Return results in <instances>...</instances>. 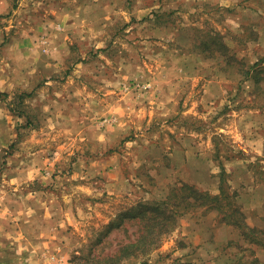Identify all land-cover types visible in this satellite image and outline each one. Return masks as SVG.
<instances>
[{"label":"rangeland","instance_id":"obj_1","mask_svg":"<svg viewBox=\"0 0 264 264\" xmlns=\"http://www.w3.org/2000/svg\"><path fill=\"white\" fill-rule=\"evenodd\" d=\"M79 5L107 17L74 36L59 15ZM254 64L264 74V0H0V76L16 77L0 86V264L114 255L138 236L141 201L184 182L217 193L222 167L248 224L264 226V94L240 71ZM34 169L14 191L12 172ZM31 192L33 221L10 208ZM204 209L117 264L264 261Z\"/></svg>","mask_w":264,"mask_h":264},{"label":"trees","instance_id":"obj_2","mask_svg":"<svg viewBox=\"0 0 264 264\" xmlns=\"http://www.w3.org/2000/svg\"><path fill=\"white\" fill-rule=\"evenodd\" d=\"M257 64L240 71L245 78H252L255 89L264 94V74ZM225 170L222 167L219 173L218 192L211 193L207 190H200L193 184L183 183L179 188H172L170 194L165 198L151 201H141L137 206L138 213H132V217L139 219V234L133 240L125 243L114 255L102 257H87L88 264H117L122 259L139 254H147L157 247L163 234L177 226L181 215L198 208L204 210H216L223 215L225 223L232 224L240 231L249 243L264 248V226L250 225L246 221L245 214L240 205H236L234 196L236 191L230 194L225 187ZM173 200L170 206L167 200ZM168 203V205H167ZM133 209V208H131ZM248 264H264L258 257L251 259Z\"/></svg>","mask_w":264,"mask_h":264},{"label":"crops","instance_id":"obj_3","mask_svg":"<svg viewBox=\"0 0 264 264\" xmlns=\"http://www.w3.org/2000/svg\"><path fill=\"white\" fill-rule=\"evenodd\" d=\"M90 5L91 4H89V6ZM102 5H103L102 3H99V4H96V5L92 4L91 6H93V8L97 7L99 10H101V8H104V6H102ZM89 8H91V7H89ZM98 9H97V11H98ZM60 10H62V11H60V15H59V17H60V26L62 27V29L64 28V32L71 33L74 36L78 35L79 33H81L82 30H83V27H86L85 25L89 24V26H90L92 24L97 23L98 20L105 19L107 17L106 13L105 14L102 13V17H101V13L98 14L96 9H94L95 13H93V11L91 9L89 10V9H87V7H84L83 5H79V6L75 7L74 9H68V8L64 9L63 8V9H60ZM96 14H97V16H96ZM59 29H61V28H59ZM53 47H55L54 49L56 50V49H58L59 46H53ZM20 49L22 51L27 52V49H29V47H27V48L20 47ZM12 69L13 68L11 66H9L7 68L8 72H11ZM14 80H16V77L13 74H11V73L3 74L2 77L0 76V86L2 87V89H5L6 88L5 87L6 82H9V81L13 82ZM45 153L46 152H45L44 149H39V150H36V151L32 152L34 157L40 156V157H42V160L44 162L47 161V157L45 156ZM12 173L14 175L11 176L12 177L11 179H12V181L14 183L16 182V185H14L13 189H14V191H18L19 187H20L19 184L21 182H23V180L34 179V177L38 178L39 177L38 173H40V172L36 171L34 169L33 172L27 171L26 173H24L23 171H18V172H12ZM38 179L40 180V178H38ZM41 179H43L42 180L43 182L47 181V180H44V179H47V178H41ZM44 191H46V190H44ZM32 192L29 194V196L27 198V203L28 204H27L26 207L21 205V202H20V200L17 197L15 199L13 198V201H11V203H10L11 210L12 209L19 210V209H25V208L29 209L30 208L31 211H30V213H29V211H27V215L26 216H27V219L28 220L31 219V221H33L34 220L33 217H35L34 216V210L36 208V204H40L39 197H36V195H38L39 193H36L37 192L36 191L34 194H32ZM43 193H45V192H43ZM35 201H36V203H35ZM48 204H49V201L47 199L44 201V204H42L43 205L42 207L46 211H49L51 209V206H48ZM55 205L56 204L53 205V207H52L53 209H55ZM57 208L59 210L58 212H59V215H60V211H61L60 203L57 205ZM5 212H6V210H5ZM21 213H22V211H21ZM0 217H6V214H4V210L1 207H0ZM27 223H29V224H26V227H27L26 229L27 230H25V233H26V237L29 238L30 232H31V230L29 228V225H34L35 222H32V223L27 222ZM16 224L17 225L21 224L20 226L24 225V223H22V222L20 224H18V223H16ZM43 231L44 230L42 229L40 235L42 234ZM25 233H23V234H25Z\"/></svg>","mask_w":264,"mask_h":264}]
</instances>
